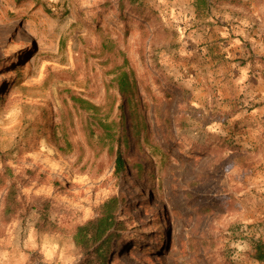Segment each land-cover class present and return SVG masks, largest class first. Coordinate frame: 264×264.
<instances>
[{
    "label": "rangeland",
    "instance_id": "1",
    "mask_svg": "<svg viewBox=\"0 0 264 264\" xmlns=\"http://www.w3.org/2000/svg\"><path fill=\"white\" fill-rule=\"evenodd\" d=\"M119 1L0 0V175L12 170L27 206L8 225L0 221V264H83L71 231L112 195L125 197L133 219L126 241L114 246V264H228L232 251L238 264H256L247 240L264 239V82L244 81V70H264V7L221 3L212 9V30L201 33L192 0H140L157 14L143 37L137 22L121 29ZM106 2L114 7L107 14ZM209 43L214 61L203 54ZM105 45L125 52L139 73L147 70L154 93V76L184 91L171 105L173 140L155 124L150 103L142 111L148 134L130 143V161L154 180L118 181L110 158L86 145L84 113L74 104L87 100L110 117ZM234 124L238 152L221 145ZM193 144L205 152L194 153ZM8 184L0 186V213ZM148 197L146 213L133 209ZM133 245L139 251L130 252Z\"/></svg>",
    "mask_w": 264,
    "mask_h": 264
},
{
    "label": "trees",
    "instance_id": "2",
    "mask_svg": "<svg viewBox=\"0 0 264 264\" xmlns=\"http://www.w3.org/2000/svg\"><path fill=\"white\" fill-rule=\"evenodd\" d=\"M171 1V0H169ZM249 3H248V2ZM221 3H229L236 7H246L253 4L255 7H264V0H192L193 21L197 23L198 32L207 33L211 31L213 26L209 20L212 18V9ZM103 9L106 14L113 11L114 7L111 3H104ZM119 20L123 23V30L128 31L130 22H137L139 29L147 36L148 30L144 24H152L157 18L156 13L148 11L144 3L140 0H121L116 8ZM99 16L94 18L97 22ZM208 21V23H207ZM94 22V23H96ZM207 23L203 26L200 23ZM238 41H241L238 39ZM206 45L203 54L209 56L213 61L217 58L216 48ZM103 52L107 61L105 65L104 86L106 89L108 115L102 113V108L98 107L87 100H80L78 104H74L75 110L84 114L81 131L85 137L86 145L95 155L106 154L112 162V177L118 181L121 179L128 180L130 176H135L138 181L154 180V173L146 169L141 163H132L129 158L130 143L140 144L142 136H147L148 126L143 119V109H148L150 103L155 108V124L161 129L164 136L168 140H173V125L171 119V105L175 97L184 94L179 86L173 84L164 77H153L155 85H157L158 94L151 89L148 81L149 72L145 70L139 73L133 62L128 58L125 52L115 49L113 46L105 45ZM254 55V54H253ZM141 60L144 61L143 51H140ZM257 58V57H253ZM252 61V60H251ZM250 61V62H251ZM260 61V60H258ZM253 62H255L253 60ZM242 64V63H241ZM245 69V80L252 78L264 82V70L260 65H247ZM239 69V68H237ZM238 71V70H237ZM242 76V72L239 71ZM240 76V78H241ZM237 81L240 80L236 74ZM180 93V94H178ZM144 98H141V95ZM166 104L164 108L162 105ZM113 115V116H112ZM233 118V115L230 116ZM179 129V128H178ZM180 130V129H179ZM239 130V126L234 124L230 129V139L222 140V147L229 148L233 152L241 150L235 144V135ZM217 136H199L200 140L208 141L209 138L216 139ZM32 136L28 138V143L32 142ZM198 143V142H197ZM218 143V142H217ZM168 144V143H167ZM65 148L71 150L73 145L66 140ZM175 149L182 151L181 145L175 146ZM194 153L202 155L205 152L204 145L193 144ZM144 175L147 177L145 178ZM17 177L12 170L6 168L5 172L0 175V186L8 182V186L4 195L3 207L0 213V221L2 225H8L13 220L22 217L27 212V206L20 198ZM24 185L26 180H21ZM149 197L136 201L133 206L134 210L142 209L144 213L149 209ZM205 211L207 208L204 209ZM131 208L126 204L124 196L112 195L105 199L95 210V216L87 220L81 225H76L71 231V241L85 257L83 264H114L119 263V254L114 250L116 246L126 241L128 235V227L133 226L131 216ZM46 216H43L46 219ZM137 233V232H136ZM139 234V232L137 233ZM156 239H163V234H157ZM139 238V242H143ZM250 251L247 253L248 259L256 264H264V239L261 237H252L248 239ZM115 243V244H114ZM115 246V247H114ZM140 245H133L130 252L139 251ZM149 249L143 248L142 253L148 254ZM157 252V251H156ZM155 252V253H156ZM238 256L236 252H230V258H225L228 264H238L236 260Z\"/></svg>",
    "mask_w": 264,
    "mask_h": 264
}]
</instances>
